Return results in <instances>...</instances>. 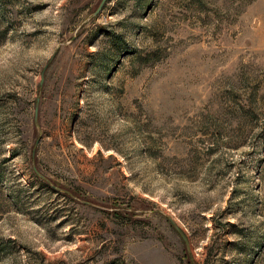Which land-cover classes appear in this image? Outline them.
<instances>
[{
  "label": "rangeland",
  "instance_id": "obj_1",
  "mask_svg": "<svg viewBox=\"0 0 264 264\" xmlns=\"http://www.w3.org/2000/svg\"><path fill=\"white\" fill-rule=\"evenodd\" d=\"M0 264H264V0H0Z\"/></svg>",
  "mask_w": 264,
  "mask_h": 264
}]
</instances>
